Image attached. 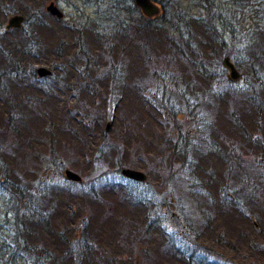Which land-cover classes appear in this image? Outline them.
Returning <instances> with one entry per match:
<instances>
[{"label": "rangeland", "instance_id": "1", "mask_svg": "<svg viewBox=\"0 0 264 264\" xmlns=\"http://www.w3.org/2000/svg\"><path fill=\"white\" fill-rule=\"evenodd\" d=\"M213 1L236 34L240 25L248 30L258 22L253 6ZM50 2L64 24L46 14ZM163 2L176 41L182 16L204 14L195 0ZM36 4L29 10L40 9ZM42 10L46 15H34L29 24L37 29L45 21L50 31L40 38V51L35 44L26 52L18 34L4 36L7 21L0 16V177L39 181V209L49 227L40 224L41 246L26 250L31 259L264 264V193H256L254 182L264 116L240 94L246 88L260 101V86L241 70L232 89L211 79L212 86L195 76L193 55L186 52V62L165 39L142 32L139 15L114 12L112 0H53ZM118 20L123 36L115 35ZM229 37L224 34V43L232 46ZM195 45L206 64L213 61L202 37ZM40 67L52 76L34 78ZM229 152L232 161L225 158ZM66 168L81 178L78 184L63 178ZM122 169L147 179L129 181ZM0 209L1 240L11 216L1 202ZM19 259L13 264L27 263Z\"/></svg>", "mask_w": 264, "mask_h": 264}, {"label": "trees", "instance_id": "2", "mask_svg": "<svg viewBox=\"0 0 264 264\" xmlns=\"http://www.w3.org/2000/svg\"><path fill=\"white\" fill-rule=\"evenodd\" d=\"M33 1L37 3L36 8L40 9L35 11L29 10V5ZM46 1L53 0H0V16H2L3 19L7 21V17L12 13H24L26 14L24 25H27L26 28L22 27L18 31H5L3 32V35L6 36L9 33L18 34L20 38V47L23 49L25 48L26 52H29L31 49H35V44H38L39 51L42 50V44H39V42H42L40 38H43L44 34L49 31L46 30V22L38 21L39 24H37V29L29 24L31 23L30 20L33 19L34 15L47 14H44V11L42 10V6H44ZM112 1L114 12L118 11V14L123 12L126 16L131 17L133 15H139V22L137 23L138 28L142 32L147 34L153 33V35L156 34L165 39L172 49H175V51L177 50L181 57L186 59V62V52L193 55L194 59H192V69L194 70L195 76L211 81L212 86L215 85L212 80L216 81L218 85H221V87L225 90L232 89L236 85V82L233 83L228 79V70L221 64L222 60L218 54L224 55L223 58L228 57L235 68L242 71L248 82L253 81L260 86L259 94H262V100L260 101L255 102L253 96L250 94V91H247L246 88L242 89L240 94L243 96V100L251 106L260 107L261 109H259L258 112L264 116V0H231L237 8H247L253 6L258 13L257 24H255L253 28H248L247 30V28H244L238 23L240 25V30L237 34L234 32L236 28L233 27L231 30L228 20H224L216 12L218 10L213 0H195L199 2L198 7H201L204 10V14H187L182 16L180 22L183 30L179 28L175 29V32H177L178 35L177 41L173 35L174 31L171 33L169 26L167 25L168 6L164 2L162 3V0H153L161 8V13L154 18H148L142 15L141 11L135 6L134 0ZM118 21L119 22L116 24L114 29L117 31L115 35L123 36L126 30L122 27L121 20ZM158 21L160 23L154 25V22ZM56 24L62 25L64 23L56 20ZM225 33L230 35L229 40L232 46H229L228 43H224ZM199 37H202L205 44L210 46V52L215 57L212 59L213 61L210 60L208 64H206V62L200 58L198 54L196 55L195 43L196 39ZM236 39L239 41L236 42ZM237 45L238 48L235 51H232ZM22 55L24 54H21V58ZM30 60L31 59L28 58L25 62L27 63L29 61L31 64ZM15 66L19 67L18 64H15ZM29 67H31V65H29ZM31 73L34 78L37 77L35 73ZM247 81L244 83L245 85L248 84ZM82 119L83 123H85L87 116ZM262 150L264 151V146ZM232 154L233 152H229L225 158L232 161ZM257 160L258 172L257 174L255 173L256 175L254 178L255 186L257 183V190L255 191L258 194H263L264 152L259 155ZM224 162L226 163L224 164L226 168L230 167L226 160ZM16 179L17 180L4 175L0 177V202L2 206L5 207L4 211L7 213L6 215L11 216V220L6 222L7 231L3 234V238L0 240V260L3 264H6L4 262H8L9 260L12 262L10 264H13L16 255L18 256L19 254L23 258V260L19 259V262L24 261L27 262L26 264H39L40 261L32 260L29 252L26 250H29V247L32 248L41 246L42 241L39 240L42 234L39 230L41 229V223L44 224L43 226L45 228L49 229L48 225L45 224V222H47L44 217V213L46 211L39 209L40 203L43 202L42 191L40 188L41 185L39 181H37V184L35 185L27 182L23 177H18ZM54 240L56 242H60L57 235L54 237ZM38 241H40L38 244H34ZM32 249L35 250L34 248ZM23 254H27L25 256H28V259H26ZM49 258H51L50 254L48 257H45V259ZM16 261H18V257ZM72 264H79L78 260H74V263Z\"/></svg>", "mask_w": 264, "mask_h": 264}, {"label": "water", "instance_id": "3", "mask_svg": "<svg viewBox=\"0 0 264 264\" xmlns=\"http://www.w3.org/2000/svg\"><path fill=\"white\" fill-rule=\"evenodd\" d=\"M135 6L141 11L142 15L148 18L157 17L161 13V8L153 0H134ZM45 12L53 17L55 20L61 22L64 21L63 13L58 9L57 5L54 2H50L45 7ZM25 18L19 14L9 15L7 18L6 25L4 26L5 31L17 30L24 26ZM228 70V79L231 82H237L240 80V73L235 68L233 63H231L228 57L223 58L221 63ZM36 76L39 79L49 78L52 76V72L44 67L36 69ZM109 124L105 126V132L109 130ZM123 177L129 181L134 182H145L147 177L144 173L132 169H122L119 172ZM63 178L68 182L77 183L81 181V178L77 176L76 173L68 170L63 172Z\"/></svg>", "mask_w": 264, "mask_h": 264}]
</instances>
